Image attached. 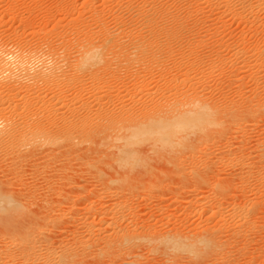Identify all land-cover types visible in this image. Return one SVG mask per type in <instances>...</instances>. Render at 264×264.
I'll return each instance as SVG.
<instances>
[{"label":"rangeland","instance_id":"rangeland-1","mask_svg":"<svg viewBox=\"0 0 264 264\" xmlns=\"http://www.w3.org/2000/svg\"><path fill=\"white\" fill-rule=\"evenodd\" d=\"M211 1L213 2L210 4V6L204 1L199 2L197 0H0L1 60H4V57L7 56L9 58L7 57L6 60H12L14 57H18V55L23 52V49L24 51H27V49H32L29 47L34 46V48H37V44L40 43L41 44L39 46H44L45 49L43 48V50H45L44 53H46L48 51V49L46 50V45H48L47 48H50V43L51 47H56V50L59 49L58 52H60L62 51L61 49L64 48L63 45L65 42L70 41L72 38L71 42L74 40L76 43V41H81L79 39L84 38L87 34L94 35L93 37L99 41L100 38H104V35H102L104 30H108L113 36L116 34L114 37H121V44L126 45L130 42H140L142 41L141 39L145 40L149 37V34H147V21L143 19L144 16L150 15L153 12L155 13L157 9L162 12L164 16L163 25H166L167 27L176 26L177 21L181 19L180 22L182 21V23L185 25H183V29L180 34L182 39L178 36L168 43L170 46L172 44L171 42H173L171 47L176 51H171L172 49L170 47V52L168 51L165 53L167 56L164 55L166 60L162 56L163 60L168 63L167 64L165 62L166 67L169 70V72L166 73L167 75H164H166V79H172L175 76L176 79L179 78V83L176 81L175 84L176 86L178 85L177 88L180 89V91L187 90L186 88L189 85L186 84L189 82L191 84V80H194L193 82L197 83V86L195 85L194 87L195 91L204 97L205 100L213 103L216 109H220L221 113H219L222 115V118L220 119V115L218 118V112L216 113V119L217 122H219L217 126L221 128L219 129L220 133L217 131L216 135L214 134L211 138L202 140L200 142V144L207 146L208 150L206 152L197 153L193 156L189 153H185L175 157L177 155H175V153L174 155H172V153L167 155L164 153V155L162 152L161 154H158L159 151L156 149L151 148L150 151L149 147L147 148L141 146V148L138 146L140 152L143 151L142 153H139V156L143 162L142 164L148 162V167L145 166L144 170L146 169V172L150 170L151 176L147 173L145 174V171L141 169H138V171L119 169V172H115L109 168H106L105 165L101 164V162L95 163L93 166L94 168L84 170L85 168L83 169L82 164L78 163V161L72 162V165L71 163L69 164L71 159L67 160L68 165L74 168H72L74 170L72 177L73 180L80 182H73L74 184H59L60 186H58V188H61L62 190L64 187L63 185L67 184L65 186L66 188L64 187V189L66 192H68V194H63V196L67 197L69 202L63 203V206L59 207L63 210H67L68 212L66 211V216H64V219H61L62 221L55 220L54 217L46 219L48 220L47 222L44 221V223L49 222L50 224H45L49 226H53V221L56 223L59 221V223H61L59 224L60 227L57 224L56 227H52L53 229L49 233L56 246L60 244L62 239L63 244L70 245V243L73 242V238L78 239L80 237L82 238L83 236L85 237L83 225L85 222H94L96 224L95 226H97L96 229L99 228L98 224L101 217L99 214L101 213L102 215V210H107L108 216L113 215L109 211H117L116 213L114 212V215L116 214L115 217L117 218H119L121 214L126 215L127 219L121 217L124 219V221H122V225L124 227L128 224L127 223L125 225V221L127 220L128 222V220L131 218L130 220L133 221V219H136L140 221V224L142 223V225L146 227L152 226L156 228L155 230L157 231L162 230V232H165L166 230L174 229L180 230L181 232L184 231L183 233H185L189 230V232H192L194 228V231L197 232V230L200 231L204 228V226L207 225H211V227L216 226L215 224L217 221H213L217 219L209 218V216L212 214V212H210L211 208L208 210L205 209L210 203L215 206L218 205V207L221 204V207L223 206L222 208L224 209L227 206L225 211H223L225 214H223L222 217L225 221L224 224L226 227L224 224L222 225L223 227H221V229H226L221 230L222 233L219 232L220 230L216 231V233H220L216 235L217 240H221V244L224 242L226 244L228 243L227 245L225 243L223 244L224 247L222 248V251L219 252V255L221 256L213 254L214 257L213 255H206V257L199 256L191 258L193 256L184 254L180 256L179 259L177 258V261L173 263L264 264V160H259V157L257 156L260 152V149L264 147V0ZM188 4L192 6L190 7ZM196 10L198 12H196ZM104 27L106 28L103 29ZM127 34L129 36L126 38ZM143 37L146 38L144 39ZM43 43L47 44L44 45ZM167 46L168 45H166V47ZM22 47L24 48L21 49V52H19L20 48ZM59 47H61V49ZM9 50H12V52H16L17 50V53L19 52V54L15 53V56H13L14 52L12 53ZM172 52L173 54H171ZM74 53L73 55L76 57L77 54ZM5 54H7V56ZM60 54H62V52H60ZM9 55L13 57L10 58ZM73 55L72 59L70 58V62H72L74 59V62H76L78 58V56L73 58ZM1 56H3V59ZM195 59L201 62L199 69L198 67L195 70L191 69L189 75L185 74L187 71L185 69H190V64L191 62L195 61ZM10 60L7 62L10 64L12 63L13 65L14 60L16 59L14 58L12 62H10ZM137 66V64L136 66L134 65V67L138 69L139 66ZM136 68L135 70H137ZM133 70L132 72L134 73L135 71ZM156 72L153 71L152 74H148L147 72L145 73V76H147L148 79L152 78L153 82L150 89L147 90V94L144 92V96H142L143 93H139L138 96V92H133L134 89L131 88L132 86H129V89L127 88L129 93L127 91L124 93L122 85L124 82L126 83L128 81L129 76L128 74H122V76H120V78L122 77L121 79H113L114 81L110 80L111 82L113 81L112 83L110 82L111 84L109 82L107 83V85L110 84L109 87L111 90L113 88V90H108L106 95L105 92H103L104 94L100 93L99 95L90 81L87 80V83L85 80L84 84H86L84 85L82 93L83 95H81V97L84 98V100L90 99L89 102L94 104L97 103L95 98L101 96V94L105 95V97L107 96V98L109 96L113 100L114 97L117 98L116 95L119 92H122V94H124L121 98L124 97V103H122L123 101L121 98H117L113 100V104L115 105L116 101L120 99L115 105L116 107L118 103L119 107H121L127 106L129 102L128 106L134 105V108L136 106V108L139 109L144 102H147L148 99L150 100L153 97L152 95H154L155 99L157 98V100H160L159 97L163 98L162 95L165 96L167 93L168 95H170L169 93L171 92L173 93V91L167 92L169 90L165 88L164 81L160 80L161 78L158 71ZM16 75H18L19 78ZM16 75L14 77H17V80L20 79L19 83L26 82L23 78L21 79L19 74ZM123 75H126V77ZM5 76L7 75L5 74L2 77L0 76L2 81L3 79L4 81L7 80V77ZM134 76L136 77L135 73ZM124 77L125 79H123ZM182 78L183 80L180 81ZM157 80L159 81L157 82ZM186 80L189 82H185ZM183 81L186 84H183ZM91 85L93 88H91ZM179 85H183L185 88L183 86L179 88ZM177 88L176 90H178ZM63 89H66L64 90V93H67V96H69L68 98H70L68 105L71 101L75 102V100H72L73 98L71 97L74 96L73 93H76V90L71 88H68V90L66 87ZM0 91L2 92L1 87ZM70 91L71 93H69ZM93 94H95L96 97H94ZM0 95L2 99V96L4 95L2 93H0ZM91 97L93 99H91ZM162 98V101L165 100ZM94 99L95 102H93ZM73 103H71V105ZM113 104L111 105V109H113ZM92 106H94L96 109L95 104ZM59 107L63 108H61L62 111L67 110V107H63L61 105ZM221 110H224V112ZM193 138L195 139V136L192 137V139ZM156 151L161 157H155L157 156L155 153ZM142 154L145 155L143 156ZM165 156L172 157L170 162L168 157L166 158L168 162L165 158H163ZM174 160H176L179 164H177ZM61 161H59V165L60 162L65 164L66 159L62 158ZM56 165L59 167L57 163L50 165V173L48 174L51 176L55 173L56 175L53 176L58 179V177H61L62 175L60 174L61 172H58L59 170H57ZM52 168L54 170H52ZM6 170L0 171V178L3 180L12 176L10 175L12 174V172L10 173V169L8 171L9 173ZM248 171L249 174H247ZM95 172L98 173L96 174L97 177L94 176ZM140 172H144L143 174L145 176ZM4 173L5 175H3ZM57 174H59V176ZM99 175H101V177H99ZM111 179H116V181L111 182L109 186H105L106 184H104L103 187L104 181ZM245 180H247V182ZM39 181L40 182L37 183V186L41 187V189L40 187H37L38 190L40 189L39 193H49L47 187L43 184V180L40 179ZM244 181L248 185V182H250V185H246ZM138 182L141 184L139 185ZM150 182L153 183V186L149 187V190L147 188V183ZM136 183L138 184L137 186ZM120 185L123 187H119ZM130 185H134L137 189H134L135 187L132 188ZM42 187H45V190L47 189L46 192L42 191ZM105 187H109V191ZM2 188H4L3 190L10 192L14 188H20V186H17L16 183L12 181L11 184L6 186L4 185ZM34 188L32 187L30 189L34 190ZM61 189H59V192L62 191ZM57 191L58 190L56 189L55 192ZM55 192L54 196L57 194H55ZM124 200L126 201L125 203ZM233 204L236 206L245 207L246 209L257 204V207L254 206L256 209L254 210L253 215H251L253 218H249L250 224L252 223L251 225L253 228L251 229V226L249 228L251 231L248 232L247 228L246 231L244 228L238 235V237L242 235V240L241 236L239 238L236 236V239L235 237L230 238V236L227 235L229 233L231 234L233 232L232 230L235 228V226H233V218L230 217L231 215H227L229 214L227 208L230 209ZM129 209H131L133 213L129 214L130 211L127 212ZM130 215H134L135 217H130ZM206 221L209 223H205ZM131 225L132 224H130V226L128 225V228H131ZM195 227H199V229ZM106 234H108V232ZM221 234L224 236H221ZM227 239L228 242H226ZM0 241V249L3 250V248H5L3 238H1ZM233 241L235 243H233ZM93 248L94 249H91L92 253L90 250V253L87 251L88 254H90L88 255L89 258L87 254H84L87 256V258H85L86 256H84V258L90 260L89 264H132V258L129 259V257H127L128 254L124 252L113 254L111 256L112 258H103V260L102 258L96 259V256L98 255L97 253H99L97 250L98 246ZM146 251L147 250H142L140 252L144 258L142 257L141 260H139V264H169V261L166 260L161 253L155 252L154 254H150L148 251ZM80 252H83V250H80ZM82 258L83 257H81V259ZM84 258L82 259L83 261L85 260ZM125 259H129L128 263ZM92 260L94 263H92ZM173 263L170 262V264Z\"/></svg>","mask_w":264,"mask_h":264},{"label":"bare ground","instance_id":"bare-ground-1","mask_svg":"<svg viewBox=\"0 0 264 264\" xmlns=\"http://www.w3.org/2000/svg\"><path fill=\"white\" fill-rule=\"evenodd\" d=\"M197 1H204L207 5H210L213 2L211 0ZM191 6L192 5H190V7ZM196 12L198 11L196 10ZM143 19L147 21V34H149V37L147 39H145L147 36L145 38L143 37L145 40L141 39L142 41L140 42H130L131 44L127 43L130 45L121 44V37H114L116 34L113 36L108 30H104L102 34L104 35V38H100L99 41L93 37L94 35L87 34L85 37L83 36L84 38L81 37L83 40L79 39L81 41H76L77 45L74 40L71 42L72 38L70 41L65 42V44L62 43L64 44V48H59L62 50L60 52H62L63 55L58 52L59 49L56 50V47H51V43L49 44L50 48H47L48 45H46V50L48 49V51L44 53V46H39L40 43L37 44V48H34V46L29 47L32 48L31 50L27 49V51H24V47L20 48L19 52L23 49V52L20 54L19 52L17 53V50L16 52L13 51V56H15V53L19 54L18 57H14L16 60H14L13 65L12 63L10 64L7 62L10 59L6 60L9 52L5 54L7 57H4V60L0 59V76L7 75L5 76L7 77V80L5 81L4 79L2 81V78L0 77V87L2 90L0 93L4 95L2 96V99L0 95V171L8 169L6 170L8 172L10 169V173L12 172L10 178L4 180L0 178V239L3 238L5 245L3 250L0 249V264H89L90 260L85 258L90 255L88 254L89 250L92 253L91 249H94L93 247L96 246H98L97 250L99 251L96 259L102 258L103 260V258H110L113 254L124 252L128 254L127 257H129V259L132 258V264H139V260L143 257L140 253L142 250H147L150 254H154L155 252L161 253L164 258L169 261V264L170 262H176L177 258L179 259L180 256L184 254L191 255L193 256L191 258H194L199 256L206 257V255L212 256L213 254L219 255V252L222 251L225 242L221 244V240L218 241L216 235L222 233L221 230L224 229H221L225 222L222 217L223 214H225L223 211H225L227 206L224 209L222 208L223 206L221 207V204L219 207L218 205L215 206L210 203L208 205L206 204L207 208L205 209L208 210L211 208L210 212H212V216L209 214V218L217 219L213 221H217V223L215 224L216 226L211 227V225H207L209 222H207L208 220L206 218L207 221L205 223H207V226H204L200 231L195 229L197 232L194 231V228L192 232H189V230L185 233H183L184 231L181 232L180 230L174 229L166 230L165 232H162V230L157 231L155 230L156 228L152 226L146 227L142 225V223L140 224V221L136 219H133V221L130 220L131 218L129 219L130 221H125V225L128 224L124 227L122 221L127 217L126 215L121 214L120 217L117 218L115 217L116 214L114 215V212L116 213L117 211L113 212L111 210L109 211L113 214L111 217L107 215V210H102V215L101 213H98L101 216L98 224L99 228L96 229L97 226H95L96 224L94 222H85L83 224L85 231L84 238H81L78 235L81 239L78 238V240L73 238V242L70 243V245L63 244L62 239L60 244H57L58 246H56L49 233L53 229L52 227H56V224L59 226L61 223H59V221L57 223L51 221L53 226L45 225L50 224L49 222L46 223L48 221L46 219L51 217H54L55 220L64 219L67 210H63L60 207L63 206V203L69 202L68 198L63 196V194H68L64 187L68 183L72 184L73 182H80L73 180L74 168L68 165L67 160L71 159L69 164L78 161V163L82 164L83 169L85 168L84 170L94 168L93 166L95 163L101 162L106 168L115 172H119V169H129L130 171H138V169H141L145 171L146 169L144 170V168L145 166L148 167V162L145 163L146 165L142 164L143 162L139 153H142L143 151L140 152L138 146L149 147L150 151L151 148L156 149L159 151L158 154H161L162 152L163 154L166 153V155L171 153L174 155L175 153V155L177 154L175 157H177L180 154L189 153L193 156L197 153L206 152L208 150L207 146L200 144L202 140L211 138L212 135H216L217 131L220 133L219 129L221 128L217 126L219 122H217L216 119L217 117L219 118L221 113L220 109H216L213 103L208 102L197 91H195L194 87L197 83L193 82L194 80H191V84L188 80L185 81L189 82L187 84L183 81V84L185 83L189 86L186 88L187 90L180 91V89L177 88L178 85L176 86L175 84L176 81L179 83V78H177V80L175 76L172 79H166V73H168L169 70L166 67L167 62L165 61L166 59L164 58V55H166V52H170L171 49V51H176L171 47L173 42H171L172 44L170 46L168 43H170L172 39L178 36L180 37L184 25L182 21L180 22L181 19L177 21L176 26L167 27L166 25H163L164 16L158 9L155 13L153 12L150 15L144 16ZM131 32L134 33L133 31ZM128 36L129 35L127 34L126 38ZM180 38L182 39V37ZM43 44L45 45L47 43ZM166 45L168 46L166 47ZM9 51L12 52V50ZM74 52L77 54L78 58L76 62H74L75 59L70 62V58L72 59ZM171 54H173V52ZM162 56L165 60H163ZM12 57L10 56V58ZM76 57L73 55V58ZM1 58L3 59V56H1ZM12 60H10V62H12ZM136 64L139 66H137L138 69L134 67ZM191 64V68L189 67L190 69H185L187 70L185 74L189 75L191 69L195 70L197 67L199 69L201 62L195 59ZM135 68L137 70H135ZM132 70L135 71L134 73L136 77ZM153 71H158L161 78L160 80L164 81L165 88L169 90L167 92L173 91V93L171 92L172 97L171 93L168 95L166 92L167 94L164 93L166 94L165 96L162 95V93L161 95L163 98H161L165 99L162 101L160 97V100H157V98L155 99L154 95H152L153 97L150 100L148 99L150 97H148L147 99L149 101L147 100V102H144L139 109H137L136 106L134 108V105L128 106L129 102L127 106L121 107H119L118 103L117 108L115 105L120 99L116 101L115 105L113 104V100L121 98L125 91L129 89V86H132L131 88L134 89L133 92H138V96L139 93H143L142 96H144V92L147 94V90L150 89L153 79H148V77L145 76V73L152 74ZM15 73L19 74L21 79L23 78L26 82L19 83L20 79L17 80L18 75ZM14 74L17 76L16 78L14 77ZM122 74H128L129 76L128 81L126 83L124 82V84L122 83L124 93L122 94V92H119L116 95L117 98L114 97L113 100L109 96L108 98L107 96L105 97L108 90H113V88L111 90L109 87L114 81L113 79H121L122 77L120 78V76H122ZM123 76L126 77V75ZM125 77L123 79H125ZM85 80L90 81L99 95L100 93L105 92V95L101 94V96L95 98L97 100V103H94L96 109L92 106L94 104L89 102L90 99L84 100V98L81 97V95H83L84 85L86 84H84ZM110 80L113 81L111 82ZM182 80L183 78L180 79V81ZM158 81L159 80H157V82ZM108 82L111 83L107 85ZM92 85L91 88H93ZM181 86L179 85V88ZM65 87L67 89L71 88L76 90V93H73L74 96H70L73 98L72 100H75V102H70L69 105L74 102L71 106L68 105V101H70V98H68L69 96H67V93H64V90L66 89L63 88ZM183 87L185 88V86ZM176 88L178 90H176ZM163 90L165 91L164 88ZM71 91L69 93H71ZM127 92L129 93V91ZM93 95L96 97L95 94ZM92 97L91 99H93ZM95 99L93 102H95ZM121 100L123 101L124 97L121 98ZM122 103H124V101ZM112 104L115 106L112 107L113 109H111ZM58 105L67 107V110L62 111V107H59ZM221 111L224 112V110ZM217 112L220 113L218 114ZM221 116L222 115H220V119L222 118ZM194 136L195 139H192ZM157 151L155 152L156 154ZM158 154L155 156L156 158H159L160 155ZM170 156H165L163 158L166 159L168 157L170 162V159L172 158ZM257 156L259 157V160H264V147L260 149ZM62 158L66 159L65 164L61 163L63 162L61 161ZM59 161H61L60 165ZM55 163L59 165V167L56 165L57 170H59L58 172H61L60 174L62 175L61 177H58L59 174H57L58 176L56 177H58V179L53 176L56 175L55 173L51 176L48 174L50 173V165ZM52 170L54 169L52 168ZM140 173L143 174L144 172ZM146 173L150 175L151 171H145V174ZM96 174L98 173L95 172L94 176L97 177ZM247 174H249V171ZM3 175H5V173ZM99 177H101V175H99ZM40 179L43 180V184L47 187L49 191V193L47 192L48 194H43V192L39 193L41 187L39 186L40 189L38 190L39 187L37 186V183L40 182ZM12 181H14L17 186H20V188H14L10 192L3 190L4 188L2 187L11 184ZM115 181L116 179L104 181L103 187L104 184H106L105 186H109L111 182ZM245 181L247 182V180ZM60 183H67L66 185H63V190L58 188ZM248 183L250 185V182ZM140 184L141 183H139V185ZM147 184L148 189L153 186V183L151 182ZM134 185L130 186L134 188ZM137 185L138 184L136 183V186ZM246 185L248 184L246 183ZM29 187L35 188L33 190ZM119 187L123 186L120 185ZM44 188L42 187V191L46 192L47 189L45 190ZM105 188L109 191V187ZM56 189L58 190L57 192H55ZM59 189L62 191L59 192ZM134 189L137 188L135 187ZM54 192L55 194L57 193L56 196H54ZM125 202L126 201L124 200V203ZM254 206L257 207V204L248 209L236 206L235 204H233L230 209L227 208L229 212L227 215H231L230 217L233 218L234 221L233 226H235L232 230L233 232L231 231V234H227L230 238L238 237L244 228L245 231L247 228V232L251 231L253 226L251 225L252 223L250 224L249 218L252 217L251 215H253L254 210L256 209ZM128 211H130L129 214L133 213L131 209L127 210V212ZM131 216L132 215H130V217ZM44 221L46 222L44 223ZM130 224H132V227L128 228V225L130 226ZM250 227L251 229H249ZM195 228L199 229V227ZM217 230H220V233H216ZM107 232L108 234H106ZM222 235L223 234H221V236ZM240 236L242 240V235ZM234 241L233 243H235ZM226 242H228V239ZM79 249L83 250V252H80ZM84 254H87V256ZM84 256L86 257L84 258ZM81 257L85 260L83 261V258L81 259ZM129 259H125L127 263ZM92 263H94L93 260ZM177 263L179 264V262Z\"/></svg>","mask_w":264,"mask_h":264}]
</instances>
